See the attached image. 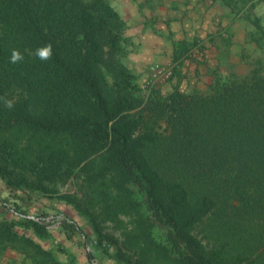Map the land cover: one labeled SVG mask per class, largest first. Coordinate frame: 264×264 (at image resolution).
Segmentation results:
<instances>
[{
    "label": "trees",
    "instance_id": "obj_1",
    "mask_svg": "<svg viewBox=\"0 0 264 264\" xmlns=\"http://www.w3.org/2000/svg\"><path fill=\"white\" fill-rule=\"evenodd\" d=\"M125 28L108 0H0V161L42 182L81 175L105 219L132 218L125 242L140 249L142 263L153 256L164 264H224L231 254L216 241L235 240L250 224L255 237L264 234V70L227 76L200 102L179 103L162 137L131 113L134 74L104 58L105 47L127 52ZM47 44L52 55L42 60L35 52ZM13 49L23 58L11 62ZM12 86L22 96L8 108ZM160 144L170 149L153 158ZM171 154L186 180L161 175L160 158L169 163ZM14 212L36 236H48L43 214ZM69 222H60L66 231ZM155 225L166 229L165 241L155 238ZM198 227L214 233L213 245L194 234ZM1 240L32 248L42 264H67L4 220Z\"/></svg>",
    "mask_w": 264,
    "mask_h": 264
},
{
    "label": "rangeland",
    "instance_id": "obj_2",
    "mask_svg": "<svg viewBox=\"0 0 264 264\" xmlns=\"http://www.w3.org/2000/svg\"><path fill=\"white\" fill-rule=\"evenodd\" d=\"M257 11V16L253 19L255 36L251 42L246 43L252 51L244 53L241 60L232 57L227 65H218L216 61L215 73H205L199 87L192 84L189 75L177 69V65L172 66V75L168 80L150 88L143 85L146 77L140 79L138 74L133 73L135 87L129 88L127 95L135 99L137 105L131 113L140 115L143 124L152 125L160 136H168L172 131L170 114L173 110L175 114L176 105L180 103V106H183L187 99L192 101L189 106H192L194 101L200 102L205 98L210 85L217 80H225L227 76L242 77L252 67L263 71L264 8L261 6ZM128 50L123 55H117L112 54L105 47L104 58L107 62L112 61V64L119 60L123 63ZM180 51L176 50L175 60L179 58ZM102 69L105 72L106 68ZM105 74L107 78L110 77L107 72ZM104 89L109 97L115 96L118 92L107 83ZM20 96L22 92L17 87L12 86L6 91L7 100L12 102L17 101ZM165 148L167 147L164 144H160L153 149L151 156L153 158L160 156L170 149ZM177 155H169V163L165 157L164 160L160 158L161 175L186 180V170L175 164L170 165L172 158ZM14 210H22L30 216L43 214L45 217L43 222L49 229L48 236L46 238L36 236L31 227L23 225L24 218L16 216ZM1 220L11 223L17 232L32 237L50 252L53 258L67 264H164L153 256H149V261L146 263L139 261L140 249L131 248L125 242L126 232L133 227L132 218L120 215V222L105 219L100 212L96 190L87 188L83 184L81 175L64 181L42 182L37 181L31 174L0 161ZM62 220L70 221L71 229L66 231L60 223ZM241 228H243L242 234L235 240L224 237L216 241L219 247H223L231 254L230 260H224V264H264V234H261L262 238L255 237L256 227L251 224ZM153 233L157 241H165L167 232L164 227L155 225ZM194 234L204 243L206 240L209 241L211 245L213 240L217 239L214 233H206L200 227L194 229ZM239 254L246 259L235 258ZM0 264L42 263L40 255L32 248L23 246L20 242L1 240Z\"/></svg>",
    "mask_w": 264,
    "mask_h": 264
},
{
    "label": "crops",
    "instance_id": "obj_3",
    "mask_svg": "<svg viewBox=\"0 0 264 264\" xmlns=\"http://www.w3.org/2000/svg\"><path fill=\"white\" fill-rule=\"evenodd\" d=\"M108 1L124 20L130 45L123 63L132 73L141 79L151 64L177 65L196 87L205 73H215L216 61L227 65L252 51L246 43L255 36L257 10L264 8V0Z\"/></svg>",
    "mask_w": 264,
    "mask_h": 264
},
{
    "label": "built area",
    "instance_id": "obj_4",
    "mask_svg": "<svg viewBox=\"0 0 264 264\" xmlns=\"http://www.w3.org/2000/svg\"><path fill=\"white\" fill-rule=\"evenodd\" d=\"M172 66H159L151 64L147 68V76L144 79V87L150 88L168 80L172 75Z\"/></svg>",
    "mask_w": 264,
    "mask_h": 264
},
{
    "label": "clouds",
    "instance_id": "obj_5",
    "mask_svg": "<svg viewBox=\"0 0 264 264\" xmlns=\"http://www.w3.org/2000/svg\"><path fill=\"white\" fill-rule=\"evenodd\" d=\"M35 55L38 56L42 60H46L51 57L52 55V46L51 44L44 45L42 47H39L36 49ZM22 55L18 50L13 49L12 54L10 56V61L11 62H16L20 59H22ZM5 105L8 108H11L13 106L12 100H4Z\"/></svg>",
    "mask_w": 264,
    "mask_h": 264
}]
</instances>
